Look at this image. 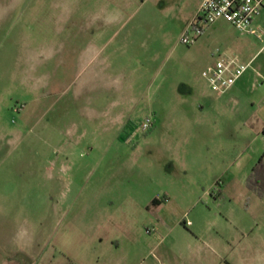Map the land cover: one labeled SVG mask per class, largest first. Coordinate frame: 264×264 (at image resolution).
<instances>
[{"label": "rangeland", "instance_id": "374dc122", "mask_svg": "<svg viewBox=\"0 0 264 264\" xmlns=\"http://www.w3.org/2000/svg\"><path fill=\"white\" fill-rule=\"evenodd\" d=\"M202 2L0 0V264H264V32L187 45ZM217 48L241 88L202 76Z\"/></svg>", "mask_w": 264, "mask_h": 264}, {"label": "built area", "instance_id": "2783aa9c", "mask_svg": "<svg viewBox=\"0 0 264 264\" xmlns=\"http://www.w3.org/2000/svg\"><path fill=\"white\" fill-rule=\"evenodd\" d=\"M263 10L264 0H203L196 19L184 32L182 41L187 45L194 44L203 34L205 25L222 18L241 31L253 33L254 20ZM212 55L213 61L204 67L202 76L212 90L225 93L244 75L251 61L245 62L240 56L223 52L220 48L213 50ZM152 125L153 121L148 117L137 130H148Z\"/></svg>", "mask_w": 264, "mask_h": 264}, {"label": "crops", "instance_id": "0c3cea01", "mask_svg": "<svg viewBox=\"0 0 264 264\" xmlns=\"http://www.w3.org/2000/svg\"><path fill=\"white\" fill-rule=\"evenodd\" d=\"M255 23H257L258 26L264 31V10L261 13V15H259L258 17H256V19L254 20V24ZM112 40H113V37H110L106 41V44H110ZM119 43L121 44V46L118 49L121 50V52H123L124 54L125 53H129L132 50V48H130V47L127 46L130 43L129 42V38H124ZM130 57H132V56L130 55ZM133 57H135V56H133ZM212 61H213V57L210 58V59L208 58V61H207L206 66L208 64H210ZM244 76L245 75H243L230 90L241 88L244 85V83L246 82V80H247L246 77H244ZM193 89L194 88L192 86L191 89H190V91H192ZM156 198L162 200V202L160 204H154L153 203V200L155 199L154 198L152 200V204H154L156 206H160L163 203L164 200L162 198H159V197H156ZM163 223H167V222L165 220H163ZM214 245L215 246L213 247V249L216 252L217 251L216 250L217 249L216 246H219V245L218 244L216 245L215 243H214ZM207 246L210 247L209 244H207ZM198 247L200 248V250L198 252H201L202 246L201 245H198ZM118 249H119V251L121 250L120 252L123 251V254L120 257H118L119 259L118 258L117 259H115V258L114 259H111V260H109V262H110L109 263L108 262V258H106V256H105V264H158L156 262L158 260V257H157V255L154 252V248L153 249H150V250H147L144 254L141 253L140 247H138L136 245L130 246L128 248V250L125 247H122V246H118ZM227 263L233 264L230 261L227 262ZM244 263L245 264H252L251 262H248V261H245Z\"/></svg>", "mask_w": 264, "mask_h": 264}, {"label": "trees", "instance_id": "16d2710c", "mask_svg": "<svg viewBox=\"0 0 264 264\" xmlns=\"http://www.w3.org/2000/svg\"><path fill=\"white\" fill-rule=\"evenodd\" d=\"M262 161V160H261ZM162 202V200H160V199H158V198H155L154 200H153V203L154 204H160Z\"/></svg>", "mask_w": 264, "mask_h": 264}]
</instances>
